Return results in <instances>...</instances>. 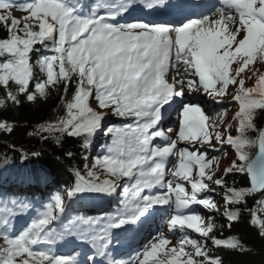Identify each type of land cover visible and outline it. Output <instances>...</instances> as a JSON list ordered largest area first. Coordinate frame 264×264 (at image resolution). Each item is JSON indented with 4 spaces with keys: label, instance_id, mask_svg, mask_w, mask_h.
Listing matches in <instances>:
<instances>
[{
    "label": "snow or ice",
    "instance_id": "snow-or-ice-1",
    "mask_svg": "<svg viewBox=\"0 0 264 264\" xmlns=\"http://www.w3.org/2000/svg\"><path fill=\"white\" fill-rule=\"evenodd\" d=\"M257 64L264 0H0V108L57 93L64 113L28 135L54 141L72 165L61 189L35 165L41 150H19V164L4 155L0 175L15 171L14 186L0 184V264H224L216 253L249 251L225 234L242 220L264 240ZM14 128L0 120V133ZM226 147L234 158L220 168ZM238 174L247 187L228 184ZM198 207L212 213L207 221ZM165 214L175 243L159 230L131 246Z\"/></svg>",
    "mask_w": 264,
    "mask_h": 264
},
{
    "label": "trees",
    "instance_id": "trees-1",
    "mask_svg": "<svg viewBox=\"0 0 264 264\" xmlns=\"http://www.w3.org/2000/svg\"><path fill=\"white\" fill-rule=\"evenodd\" d=\"M255 67H257L259 71L264 72L263 66L257 64ZM3 95V90H0V96ZM228 110L230 111L228 119L231 120L235 115V112L238 110L233 109V107ZM64 111L65 110L60 107L59 96L55 92L50 95L47 101L41 100L38 104H32L25 101L22 107H15L9 104L6 107L0 108V120H8L15 125L14 131L11 134L0 133V162H2L3 157L6 154L10 158H15L14 162L19 164V150H41L42 157L38 161H35V165L54 174L57 177V186L62 189L64 187V182L70 179L72 165L63 160L61 149L54 143V141L43 143L38 138L29 136L28 133L34 131L40 124L54 122L55 118L58 115L63 114ZM232 134L234 136L236 135L235 128L233 129ZM13 144L16 145L18 149L17 152H12L10 150L9 146ZM247 150L252 154H255L256 152V149L252 148ZM222 153L224 159L221 160V164L224 166L223 168H226L230 163L227 159V155H229V153L234 154V152L226 147ZM77 162L78 161H73L72 163L76 164ZM8 167L10 169L9 172L0 175V184L14 186L11 184V181L12 173L15 170L11 169L10 166ZM0 172H3L2 168H0ZM245 181L246 177L239 174L234 177H228V184L230 186L235 182V186L237 187H247L248 185ZM213 197L218 204H223L221 199V189L217 188L213 193ZM249 203L251 204L252 201L250 200ZM202 212L204 213L206 221L208 217L212 215V213L204 209ZM216 222L218 224H225L226 227V221L219 214H216ZM217 231L219 232V229ZM225 234L241 237L246 242V248L249 249V251L243 254L239 252L224 251L216 253L224 257V264H264V240H261L258 236H253L250 228L246 225L244 220L239 224L234 225L230 232L225 231ZM192 235L195 236L196 234L192 233Z\"/></svg>",
    "mask_w": 264,
    "mask_h": 264
},
{
    "label": "rangeland",
    "instance_id": "rangeland-1",
    "mask_svg": "<svg viewBox=\"0 0 264 264\" xmlns=\"http://www.w3.org/2000/svg\"><path fill=\"white\" fill-rule=\"evenodd\" d=\"M251 84H252L251 82L246 81V86H251ZM205 107H206L207 111H209V112L216 111L215 104L205 105ZM172 163H175V158H173V162ZM160 230H165L164 222L162 223V228H160ZM165 234L172 236L173 243H175L179 239V236H180V234L178 232L173 235L171 233H168L166 230H165Z\"/></svg>",
    "mask_w": 264,
    "mask_h": 264
},
{
    "label": "bare ground",
    "instance_id": "bare-ground-1",
    "mask_svg": "<svg viewBox=\"0 0 264 264\" xmlns=\"http://www.w3.org/2000/svg\"><path fill=\"white\" fill-rule=\"evenodd\" d=\"M233 158H234L233 153H229V155H227V159L229 160V162H231Z\"/></svg>",
    "mask_w": 264,
    "mask_h": 264
},
{
    "label": "water",
    "instance_id": "water-1",
    "mask_svg": "<svg viewBox=\"0 0 264 264\" xmlns=\"http://www.w3.org/2000/svg\"><path fill=\"white\" fill-rule=\"evenodd\" d=\"M258 152V151H257Z\"/></svg>",
    "mask_w": 264,
    "mask_h": 264
}]
</instances>
